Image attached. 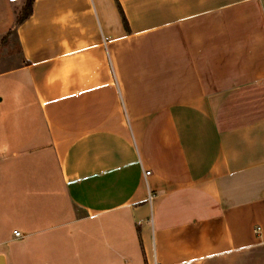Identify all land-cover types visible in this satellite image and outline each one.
Segmentation results:
<instances>
[{
  "label": "crops",
  "instance_id": "obj_1",
  "mask_svg": "<svg viewBox=\"0 0 264 264\" xmlns=\"http://www.w3.org/2000/svg\"><path fill=\"white\" fill-rule=\"evenodd\" d=\"M15 34L0 264H264V0H35Z\"/></svg>",
  "mask_w": 264,
  "mask_h": 264
},
{
  "label": "rangeland",
  "instance_id": "obj_2",
  "mask_svg": "<svg viewBox=\"0 0 264 264\" xmlns=\"http://www.w3.org/2000/svg\"><path fill=\"white\" fill-rule=\"evenodd\" d=\"M15 28L16 18L14 25L9 29L5 36L0 39V71L15 67L21 62V53L16 39ZM10 31L12 32L9 33Z\"/></svg>",
  "mask_w": 264,
  "mask_h": 264
},
{
  "label": "trees",
  "instance_id": "obj_3",
  "mask_svg": "<svg viewBox=\"0 0 264 264\" xmlns=\"http://www.w3.org/2000/svg\"><path fill=\"white\" fill-rule=\"evenodd\" d=\"M35 0H26L24 3L23 8L21 9V11L17 14L16 16V27L19 26L20 24H22L33 12V4H34ZM121 14L123 16V19L125 21V24L127 26V28L129 29V24L128 21L124 15L123 9L121 8V6H119ZM12 31H10L9 33H11Z\"/></svg>",
  "mask_w": 264,
  "mask_h": 264
},
{
  "label": "built area",
  "instance_id": "obj_4",
  "mask_svg": "<svg viewBox=\"0 0 264 264\" xmlns=\"http://www.w3.org/2000/svg\"><path fill=\"white\" fill-rule=\"evenodd\" d=\"M146 174H147V175L150 174V170H147V171H146ZM150 198H151V195H150ZM14 234H15L16 236H19V235H20V231H18V230H14Z\"/></svg>",
  "mask_w": 264,
  "mask_h": 264
}]
</instances>
